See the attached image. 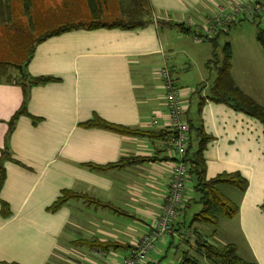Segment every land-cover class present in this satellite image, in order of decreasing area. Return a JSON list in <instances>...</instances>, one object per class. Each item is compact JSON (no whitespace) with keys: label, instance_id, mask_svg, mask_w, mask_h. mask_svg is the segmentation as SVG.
I'll list each match as a JSON object with an SVG mask.
<instances>
[{"label":"crops","instance_id":"obj_1","mask_svg":"<svg viewBox=\"0 0 264 264\" xmlns=\"http://www.w3.org/2000/svg\"><path fill=\"white\" fill-rule=\"evenodd\" d=\"M4 1L9 7L0 21V156L6 151L9 157L0 188V262L121 264L152 230L177 161L167 141L171 119L159 75L166 66L182 88L183 119L212 137L203 155L206 178L238 172L248 181L241 193L232 185H223L222 192L230 199L237 194L239 211L231 218L244 234L249 258L237 249L239 255L264 264V127L208 92L224 57L222 48V56L214 58L217 40L234 25L221 28L212 47L206 44L210 40L195 37L219 5L232 0H149L152 17L139 19L149 21L127 29L113 23L138 21L130 9L142 8L143 1ZM232 53L231 78L251 96L259 89V74L248 64L262 53L245 48L240 59L249 63L243 70L235 47ZM193 62L200 64L195 80L187 77ZM39 78L46 80L35 82ZM96 118L126 131L86 125ZM187 131L196 144L195 131ZM124 159L136 161L95 168ZM194 180L186 181L173 231L160 243L182 235L186 218L202 209ZM67 192L75 196L53 209ZM192 200L201 205L191 213ZM192 231L186 232L196 240ZM158 252L157 246L144 264H153ZM201 254L205 259L199 264H214Z\"/></svg>","mask_w":264,"mask_h":264},{"label":"trees","instance_id":"obj_2","mask_svg":"<svg viewBox=\"0 0 264 264\" xmlns=\"http://www.w3.org/2000/svg\"><path fill=\"white\" fill-rule=\"evenodd\" d=\"M143 1L144 5H142V8H138V10L130 9V13L132 12L133 18H138V21L136 20H121L116 21L113 23L115 26H121L123 28H134L138 26H142L146 24L152 16H151V9L149 8V0H140ZM9 5L4 1L0 0V21L5 17L8 10H4V7ZM150 17L146 18L147 21H141L142 17ZM259 17V16H257ZM255 17L254 19H256ZM92 26V25H91ZM95 26V24H94ZM181 30H184L186 32H191L189 30V27L185 26L182 23L177 24ZM232 25L228 26L231 27ZM207 40H210V42H214L217 39L216 37L212 36H206L203 37ZM257 39L260 41L263 49H264V29H261V31L257 34ZM223 60L217 64V70L218 75L215 79L214 83L212 84L209 92V95L216 100L221 102H226L227 104L231 105L236 110L243 111V113H247L249 116H253L260 120L262 122V125L264 127V107L257 103L251 96L246 94L242 89H240L234 82V80L231 78V60H232V49L229 42H226L223 46ZM1 69H3L4 65L0 64ZM22 72V82L24 80V77L26 76V71L21 69ZM46 78H39L35 79V82H42L45 81ZM25 85V83H23ZM205 85H203L198 90L201 92L204 89ZM23 109H20L17 111L15 117L13 120L17 118L20 112H22ZM12 120V122H13ZM87 126H99L114 129L117 131H126L123 127H119L118 125H113L104 122L102 119L96 118L92 119L89 122L86 123ZM189 129L195 131V142L196 144H193V135L188 134V149L187 152L184 155V161L188 164L189 169V178L191 176L194 177V181H196L195 188L197 189L198 193L200 194L199 202L202 204V209L197 212L192 218V221L189 225V228H192V232L196 235V243L198 246V249L201 251V253L204 254L205 257H207L211 262L214 264H258L255 261H250L245 258H243L241 255H239L237 247L233 243H227L223 245L214 244L208 236L205 234L199 232L196 227H194L195 223H210L213 226H216L219 222V217H234L237 215L239 211V205L234 201H232L230 198H228L223 192H222V186L223 185H232L238 188L241 192L245 191L248 186V181L245 179L240 173L233 172V173H222L214 178H211L208 180L206 178V161L204 155V150L207 147V144L209 141L212 140V137L210 135H207L203 130H201L198 127H193V125L189 124ZM162 134H164L163 131H161ZM174 133L173 131L167 132V136ZM9 157L8 152H2V155L0 156V188L2 187L4 180H5V171H4V161ZM136 159H124L121 163L117 164H110L107 166H96L97 169H105L110 168L113 166H119V165H125L131 162H135ZM72 196H75L74 193H64L56 203L52 206L53 209L58 208L62 205L63 202L67 200V198H71ZM262 207L264 210V202L262 203ZM3 210H7V204L3 203ZM216 232L215 230H213ZM182 261L178 264H199V260L194 257L193 255H190L188 251H185L183 253V256H181ZM0 264H16V263H8V262H0Z\"/></svg>","mask_w":264,"mask_h":264},{"label":"built area","instance_id":"obj_3","mask_svg":"<svg viewBox=\"0 0 264 264\" xmlns=\"http://www.w3.org/2000/svg\"><path fill=\"white\" fill-rule=\"evenodd\" d=\"M264 15V0L243 1L232 0L227 4H221L218 12L208 17L204 24L200 26L203 30L196 33L197 39L206 36H214L221 28H228L236 25L244 18L253 19ZM191 23V21H190ZM198 29V27L196 28ZM159 75L164 80L166 107L169 110L171 119L170 131L174 133L168 135L167 141L170 148L174 151L177 161L172 168V180L169 193L164 201L160 216L156 220L155 226L148 234L139 240L136 245L131 246L129 255L123 259L121 264H144L149 255L157 248L160 239L164 238L169 232L173 231L175 219L179 210L185 202L187 180L189 178L188 164L184 161V155L188 149V129L189 125L183 119L185 114L182 88L174 81L169 69L166 66L159 68Z\"/></svg>","mask_w":264,"mask_h":264},{"label":"rangeland","instance_id":"obj_4","mask_svg":"<svg viewBox=\"0 0 264 264\" xmlns=\"http://www.w3.org/2000/svg\"><path fill=\"white\" fill-rule=\"evenodd\" d=\"M261 29H264V17L261 20H252V19L243 20L238 25L236 26L234 25L232 28V31L228 33V35L222 34L221 36H219L218 38L219 40H217L219 46L217 48L215 47V53L213 54H214V58L216 57V53L221 57L223 45L226 42H229V44L231 45L232 52L234 51V47H235L236 52L239 53V55H237V61H240L239 66L241 67L243 64H245L244 63L245 61H243L244 59L243 58L240 59L242 51L245 48H249L252 53L254 52L255 49H259V52L262 53L260 55L261 58L259 57L257 58L256 53L253 57V59L257 60V63L254 64L251 62L249 63L247 61L246 64L249 63L248 68L251 70H254V68L256 70L258 68L259 89L256 88L255 91L252 93L251 97L257 103H259L260 105L264 107V79H263L264 67L262 65L264 64V49L260 41L257 39V34L261 31ZM200 41L203 42L202 39ZM206 44L212 47L211 42L207 41ZM252 48L254 49L253 51H252ZM203 53L205 52L202 51L198 53L197 55L203 56ZM199 65L200 64L198 62H193V66L191 64L188 67L189 74L187 77L189 79L191 80L196 79L194 74L198 70ZM241 69L243 70V67H241ZM184 70H187V69H184ZM233 189H234L233 192L237 194L241 193L239 192L240 190L238 188L233 187ZM236 195H229L232 198L231 200L234 201V203L235 202L237 203ZM197 197L199 198V196ZM200 205L201 204H199L198 202L192 200L191 205H189L190 212L191 213L195 212L197 210L195 207L200 206ZM192 217L193 216L190 215L189 217L186 218L187 219L186 226L180 231L182 232L181 233L182 235L175 236V238L171 239L167 244L158 242L156 246L159 247L161 252H158L159 253L158 257H154V261L155 260L156 261L153 262V264H178L182 260L181 256H183V253L185 251H188L190 255H193L194 257H196L199 260V263L205 259L200 253L197 244H195L196 240L192 239L191 235L188 232H186L189 229V225L191 223ZM236 225H237V220H234L233 218H230V217L221 218L220 222L216 226H213L212 224L210 225V223L194 224V226H198L199 229L205 231L209 235L210 240H218V242L223 243V244L227 242L233 243L235 244L237 249L240 250L241 255H244L247 258H249V255L247 253V249L245 246L247 244V242H245L246 239L243 236L244 234H242L239 230H237ZM213 230H215L216 232H214ZM260 242H262L264 246V231L262 232V237H261Z\"/></svg>","mask_w":264,"mask_h":264}]
</instances>
